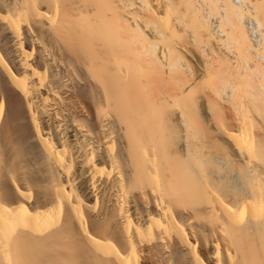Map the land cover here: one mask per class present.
<instances>
[{
    "label": "bare ground",
    "instance_id": "6f19581e",
    "mask_svg": "<svg viewBox=\"0 0 264 264\" xmlns=\"http://www.w3.org/2000/svg\"><path fill=\"white\" fill-rule=\"evenodd\" d=\"M190 1L209 66L171 0H0V264H264V28Z\"/></svg>",
    "mask_w": 264,
    "mask_h": 264
},
{
    "label": "rangeland",
    "instance_id": "374dc122",
    "mask_svg": "<svg viewBox=\"0 0 264 264\" xmlns=\"http://www.w3.org/2000/svg\"><path fill=\"white\" fill-rule=\"evenodd\" d=\"M185 1H186V0H183V1H181V0H174V1L171 0V2L174 4V7H175L176 9L178 8L177 10H175V9L173 10L174 12H176V13H174V14H175L174 16H179L180 19H181L182 21H184L185 24H186V22H187V24L189 25V24H191V21H193V19L190 18L191 21H190V20L188 21V20H187V19H189L188 17H189V16H192V17H194L195 20H196V18H195V16L193 15L194 12L191 11V10H189V7H186V6H188V5L185 4ZM191 1H192V0H191ZM191 1H190V3H191ZM202 1H203V0H201V1H200V0H199V1H196V2H198V4H196L195 1H194V5H195V4H196V5H201ZM209 1H210V0H209ZM218 1L220 2V0H217V4H218ZM225 1H226V3H227V2L230 3L231 0H229V1L225 0ZM236 1H238V0H236ZM251 1H253V0H251ZM260 1L262 2V0H259V1L256 0V1H254V2H253V6L255 5V6H254V11H257V13H258L257 15L259 16L260 21H262V27H261V28H264V25H263V24H264V12L262 13L261 10H260V12H258L259 10H257V7H258V9H261V8L257 5V3H258V4H261ZM174 2H175V3H174ZM177 2H178V3H177ZM180 2H181V4H182V3L185 4V8H184V6H183L184 4H182V6H183V7H182V8H183L182 10H180V8H179V6H178V4H179ZM200 2H201V3H200ZM205 2H206V0H205ZM205 2H204V3H205ZM255 2H256V4H255ZM176 3H177V5H175ZM192 3H193V1H192ZM208 3H209V2H208ZM208 3L206 2L205 4H208ZM211 3H212V2L209 3V4H210V5H209L210 8H212L213 6H214V7L216 6L215 4H213V6L211 7ZM213 3H214V2H213ZM236 3H239V1L236 2ZM179 5H180V4H179ZM191 5H192V4H191ZM191 5H190V7L193 8V7H192L193 5H192V6H191ZM230 5L233 6L234 4H233V3H230ZM206 6H207V5H205V7H204L205 9H204V10H207V9H208V7L206 8ZM180 7H181V5H180ZM201 7H202V8H201ZM214 7H213V8H214ZM234 7L236 8V5H235ZM234 7H233V8H234ZM200 8L202 9V10H200V11L205 12V11L203 10V3H202V5L200 6ZM210 8H209L208 11H206V12H209ZM235 8H234V9H235ZM255 9H256V10H255ZM178 10H179V11H182V12H184V10H185V11L188 12V13L185 15V17L187 18V19H186L187 21L184 20V19H185L184 16L182 17V18H184V19L181 18V13H182V12H181V13H178V12H179ZM212 10H213V9H212ZM216 10H217L216 12H218V6H217V9H216ZM263 10H264V9H263ZM173 11H172V12H173ZM189 11H191L190 14H189ZM210 11H211V10H210ZM212 12H213V11H212ZM214 12H215V10H214ZM216 12H215V13H216ZM177 13H178V15H177ZM219 13H220V11H219ZM219 13H218V14H219ZM260 13H261V14H260ZM172 14H173V13H172ZM182 14L184 15V13H182ZM199 14H201V13H199ZM216 14H217V13H216ZM216 14H214V16H215ZM218 14H217V15H218ZM220 14H221V15H220ZM220 14L218 15L219 17L223 15V13H220ZM262 14H263V15H262ZM187 15H188V16H187ZM217 15H216V16H217ZM214 16H213V14H212V19H213ZM218 16H217V17H218ZM227 16H228V15H227ZM258 16H257V17H258ZM217 17H215V18H216L217 21H219V20H218L219 17H218V18H217ZM215 18H214V19H215ZM173 19H178V18L175 17V18H173ZM221 19H223V18H221ZM225 20H226V19L221 20V21H222V24H221V25H222L223 29L226 30V32H229L230 29H231V27H230V23L227 22L228 20H226V21H225ZM182 21H181V22H182ZM196 21H197V20H196ZM181 22H180V25H181ZM184 23H182L183 27L180 26V25L177 23V24H178L177 26H178V27L180 26V27H179L180 29L176 26V30H177V32L181 31L180 33H183L184 31H183L182 29H185L186 27H188L187 24H186V26H184ZM194 23H196V22L193 21V23L191 24V27H192V28L189 26L188 29H186V31H185V32L187 33V30H189L188 33H187L188 36L191 38V39H189V40H193L194 38L197 39L198 37L201 38V36L203 37V36H204V33H203L204 31H205V33L207 34V32H206V31H207V28L205 29L204 27H203L204 30H203V32H202V35H200V34L196 31V29L193 30V26H192V25H193ZM219 23H220V21H219ZM194 26H195V28H196L197 23H196V25H194ZM198 28H199V29H197V30L200 31V27H198ZM201 28H202V27H201ZM228 28H230V29H228ZM232 28H233V27H232ZM201 31H202V29H201ZM233 31H234V29H233ZM185 32H184V33H185ZM195 32H197V33L194 34ZM208 32H209V31H208ZM230 33H231V31L229 32V34H230ZM262 33H264V30H262ZM193 34H194V35H193ZM197 34H199L200 36L197 35ZM182 35H183V34H181L180 36H182ZM184 35H185V36H184ZM184 35H183V37H181V39L183 38L182 41L180 40L182 43L184 42V40L186 41L185 37H186L187 35H186V34H184ZM188 36H187L186 38H189ZM191 36H192V37H191ZM206 37H207V36L205 35L201 40L204 42ZM229 37H231V35L228 36V39H230ZM199 38H198V39H199ZM213 38H216V37H213ZM203 39H204V40H203ZM207 39H208V38H207ZM207 39H206V43H207ZM232 39H233V38H232ZM232 39H231V40H232ZM189 40H187L188 43H189V45H187V48H188V46H189L192 50H194V48H195V46H193V45H196V47H197V46H199V45L201 44V43L199 44L198 42H197V44H194V43L196 42V40H193L194 43H192L191 41L189 42ZM199 40H200V39H199ZM199 40H197V41H199ZM216 40H217V38L214 39V40L212 39V41L210 40L211 43L208 42V44H210V46H209L208 44L206 45L205 42H204V43L202 42L203 44H205V46L202 44L201 46L195 48V49H196L195 51H192V50H190V48H189L190 54L193 55L192 53H194V56H192V57H191L190 55L188 56V57L190 58V59L188 58L189 61H191L192 64H193V63H194L193 61H194V59H195L196 62H198V63H200V64H204V65L209 66V63H208V62H205L206 64L203 63V62H204V61H207V60H208L207 58H210V57H209V56H210V53L212 54L211 58H212L213 56H216V55H213V53H212V52H213L212 49L214 48V46H216V44L214 45V43L216 42ZM175 41H176V38H175ZM180 41H179V42H180ZM228 41L231 43L230 40H228ZM226 42H227V41H226ZM232 42H233V41H232ZM176 43H177V41H176ZM184 43H185V42H184ZM191 43H192V44H191ZM216 43H217V42H216ZM218 43H219V42H218ZM218 43H217V44H218ZM198 44H199V45H198ZM231 44H232V43H231ZM233 44H235V41L233 42ZM212 45H214V46H212ZM228 45H229V44H228ZM177 46H178V45H177ZM179 46H180V45H179ZM202 46H203V48H202ZM230 46H231V45H230ZM192 47H194V48H192ZM204 47H206V48L204 49ZM208 47H209V49H210L212 52L208 49ZM211 47H212V48H211ZM234 47H237L236 44L234 45ZM234 47H233L232 49H234ZM198 48H199V49H198ZM183 49H185L184 51L187 50L186 48H183ZM203 49H204V51H203ZM235 49H236V48H235ZM235 49H234V50H235ZM189 51L187 50L185 53L183 52V54H185V55H186L187 53L189 54ZM235 51L237 52V50H235ZM191 52H192V53H191ZM195 52L198 53V55H197ZM236 52H235V54L238 53V52H237V53H236ZM199 53H200V55H203V57H204L205 59H204L202 56H200ZM201 53H202V54H201ZM230 53H231V52H230ZM204 54H205V55H204ZM206 54H207V55H206ZM232 54H233V53H232ZM195 55H197V56H199V57H201V58L198 59V57H196ZM233 55H234V54H233ZM186 56H187V55H186ZM186 56H184V57L186 58ZM234 56H236V55H234ZM237 56H238V55H237ZM193 57H194V59H193ZM185 58H184V60L187 59V58H186V59H185ZM188 59H187V60H188ZM197 59H198V60H197ZM201 59H202V60H201ZM210 60H211V59H209V61H210ZM210 62H211V61H210ZM207 63H208V64H207ZM263 74H264V72H263ZM263 83H264V82H263Z\"/></svg>",
    "mask_w": 264,
    "mask_h": 264
},
{
    "label": "built area",
    "instance_id": "2783aa9c",
    "mask_svg": "<svg viewBox=\"0 0 264 264\" xmlns=\"http://www.w3.org/2000/svg\"><path fill=\"white\" fill-rule=\"evenodd\" d=\"M240 2V1H239Z\"/></svg>",
    "mask_w": 264,
    "mask_h": 264
}]
</instances>
